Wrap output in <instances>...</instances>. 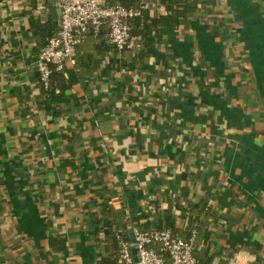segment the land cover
Here are the masks:
<instances>
[{
  "label": "crops",
  "instance_id": "0c3cea01",
  "mask_svg": "<svg viewBox=\"0 0 264 264\" xmlns=\"http://www.w3.org/2000/svg\"><path fill=\"white\" fill-rule=\"evenodd\" d=\"M33 16L53 25L47 0H0V264H101L117 232L195 225L200 264H264V0H197L141 69L84 42L54 105Z\"/></svg>",
  "mask_w": 264,
  "mask_h": 264
},
{
  "label": "built area",
  "instance_id": "2783aa9c",
  "mask_svg": "<svg viewBox=\"0 0 264 264\" xmlns=\"http://www.w3.org/2000/svg\"><path fill=\"white\" fill-rule=\"evenodd\" d=\"M56 6L60 10L58 29L36 58L43 89L49 86L53 68L64 71L75 66L76 49L90 30L97 31L106 25L110 45L118 49L131 47L134 40L130 34L131 20L140 16L145 7L106 6L104 0H56ZM117 239L120 264H200L193 254L195 231L189 238H183L170 228L148 231L134 228L133 245L120 234ZM156 245L162 254L155 250ZM238 263L236 258L231 264Z\"/></svg>",
  "mask_w": 264,
  "mask_h": 264
},
{
  "label": "trees",
  "instance_id": "16d2710c",
  "mask_svg": "<svg viewBox=\"0 0 264 264\" xmlns=\"http://www.w3.org/2000/svg\"><path fill=\"white\" fill-rule=\"evenodd\" d=\"M153 4H159L163 13L152 15L146 7L145 0H105L106 6L116 4L125 7H142L141 15L131 20L130 34L134 37L133 44L129 48L118 49L108 42L107 34L108 28L103 25L99 30H90L85 39L78 45L76 49V64L79 62L78 49L84 42L92 43L93 47L99 51L101 48L113 47L120 53L118 58L114 61L119 66H134L141 69L142 61L149 56L155 45L162 43L163 37L169 35L175 28L189 16L194 13L197 6V0H146ZM30 29L36 38V48L40 49L46 44L49 37L55 34L56 29L50 21H41L33 16L30 18ZM38 51V53H39ZM78 62V63H77ZM75 64V65H76ZM68 68V67H67ZM66 68V69H67ZM65 69V70H66ZM65 70H57L53 68L50 83L47 89H44L47 99L54 105L62 102L67 95L66 90L70 87V83L66 77ZM197 227L193 229L197 232ZM141 231H148L147 229H139ZM193 230L185 234L176 233L183 238H189ZM120 234L127 238L125 233L117 232L111 236L113 248L115 250L114 256L111 258H103L101 264H120L119 263V243L117 235ZM157 252L161 253L160 246H154ZM166 257V256H164ZM200 263V262H199Z\"/></svg>",
  "mask_w": 264,
  "mask_h": 264
},
{
  "label": "water",
  "instance_id": "95a60500",
  "mask_svg": "<svg viewBox=\"0 0 264 264\" xmlns=\"http://www.w3.org/2000/svg\"><path fill=\"white\" fill-rule=\"evenodd\" d=\"M48 4L50 5V10H51V18L53 20V26L55 29H58L59 25V16H60V10L56 6V0H47Z\"/></svg>",
  "mask_w": 264,
  "mask_h": 264
}]
</instances>
